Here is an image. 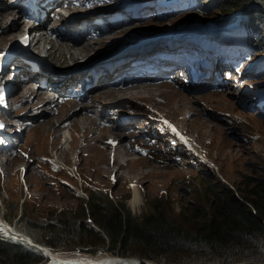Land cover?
I'll list each match as a JSON object with an SVG mask.
<instances>
[{
	"label": "rangeland",
	"instance_id": "1",
	"mask_svg": "<svg viewBox=\"0 0 264 264\" xmlns=\"http://www.w3.org/2000/svg\"><path fill=\"white\" fill-rule=\"evenodd\" d=\"M15 1L16 0H0V7L3 8L4 11L11 12V14L6 15L3 21H0V30L6 29L3 34L0 33V66L6 62L10 53L8 52L9 50L13 49V47L23 46L21 41H23L22 37L24 34L18 35L19 39L16 38L15 40L9 39L7 35L18 29L20 24L21 26L24 23L27 26L29 25L25 19L21 20L22 15L17 6L14 5ZM125 1H130L129 4L132 3L134 5L130 7L127 6L128 10L132 11H130V17H120L118 14L121 13V15H124L122 9V11L118 10L116 13H113V17L117 19L121 18L123 21L128 19V23L134 20L135 25H138L135 28H127L122 34L111 38L106 37L114 32L113 29H123L124 27L119 28L118 26L106 32H103L101 28L98 27L97 33L92 36V38L89 35V38L83 37L82 41L88 39L87 42L89 43V40H97L99 36H103L107 41L103 45L100 44V47H96V49L93 48L94 50H92L89 55H86V59L80 63L86 64L89 61L93 62V60H97L104 56V53L108 50L115 48L116 50L112 54H117L121 51L137 52V55L133 56L136 57L135 60L139 59L140 66L149 65L151 62L156 63L155 59L159 54L157 49L146 51V47L145 50L141 49L138 51L136 49L128 50L119 48L126 44L130 45L135 35H141L142 38L140 40H142L150 38L151 35L157 36L158 34L164 37V35H169V32L181 33V37L183 36L182 34H190L196 37L191 38L190 36H183L184 38L180 41H175V44L168 45L165 41L161 43L162 48L172 50L176 53L175 56H177L175 60L166 64L167 69L174 68L173 73L171 72L169 74L172 78H169L166 74H162V79L172 81V85L175 86V91L181 90V92L184 93L188 92L187 94L194 96V98H200L192 100L189 103L191 109H184V111L174 109L175 107L173 108L170 106L169 102L166 104L162 102L159 103V100L155 98L133 99L135 103H132L131 99L130 104L122 103L121 100H115L113 103H109L99 98V110H103L104 105L114 104V108L112 109L113 117H104V119L101 120L104 124L100 128L103 129L105 135L107 134L106 136H108V133L109 136H118L119 134L118 140L119 143H121L120 147L122 145V150L124 149L123 147L128 150L129 156L132 158L130 161H126L123 156H116L115 150L111 151L110 149H108L106 155L103 156L101 154V148L104 146L101 145L103 142V138L101 139V137L96 138L94 146V149L96 148L101 154L100 158H94L93 156L81 153L79 154V147H76V149L74 148L72 153H68L71 158L73 157L72 160L69 161L58 158V155L52 150V147L56 145L59 146L61 141L63 142L67 138H69V141L66 145H69V142L72 140L71 136L68 135V137H65L59 133L60 140L56 141V136L54 134H47L49 131L41 128L40 130L39 127H36L38 122L45 119L44 116H40L36 112L41 110L39 106H42L41 102L43 103V101H40V99L35 100V98H32L33 95L31 98H27L25 104H21V106H24L19 109L21 110L20 113L15 115L16 119L10 121V126L7 128V131L10 132L11 136L7 137L8 141L3 144L0 139V205L2 207V214H4V218L9 224L14 226L21 224L37 233L36 235L29 233V235H26V237L36 244H42L41 242L44 240L45 233L40 226L35 227V225L49 222L57 223L60 219H69L71 222H77V220H79L80 222L82 220L80 218L82 205H84L87 198L90 197L91 191L96 189H101L103 192L105 191L109 193V195H113L116 202L121 199L127 200L130 210L140 217L154 211V209L158 207L159 210L165 211L178 226L191 229L193 225L201 224L194 216V207L203 205L207 210H210L209 206H207V201H209V198L214 194L209 190L208 182L212 181L216 186L222 185L223 187L225 186L231 189L235 194H241L240 189L244 188L246 180L251 179L255 182L264 180V147L259 143L260 138L264 142V107L260 105L261 99L264 97V69L259 73L254 68V66L258 65L255 63L258 58L264 57V48H255L253 51V58L247 57V55L241 57V46L234 38L235 33L240 29L241 25L246 22H251V24L255 23L253 22L254 15L251 14L259 11V8H262V5H260L261 1L253 0L246 10H244V8L238 10L239 14L243 15V17L239 18V22H237L236 17L239 16L234 15L233 21L228 22L227 28H230V30H227V28L219 29L222 26L212 23L215 19L223 18L224 20L232 13L228 10L229 7L216 4V1L218 2L219 0H199L202 1V7L199 5L193 6L190 4L192 1L187 0L181 7H178L179 9L177 11H173L171 14L169 13L170 5H167L164 2L165 0ZM139 1L142 2L139 4ZM112 8L114 7L110 5L91 8L90 10L78 8L72 11L66 10L64 14H60L59 16L58 14H53L57 16V19L51 15V22L49 24H53V22L57 21L59 22V26H61V23L68 22L69 19L72 18V15H77L80 17L79 20H82V27L79 26L81 31L86 33L89 32L90 34V31H87L88 28L83 22L87 20L96 24L92 16L101 13V16H104L106 23L110 27L114 19H112L113 17L107 18V16H111L113 11L110 10ZM148 8L153 11L147 12ZM133 9L142 13V19L141 17H138L139 19L132 17L134 12ZM247 16L251 18L247 19ZM16 21H19V25L13 26ZM149 21L150 23L146 25L145 23ZM112 25L114 26V23ZM196 28H205L204 33L198 35L193 30ZM49 30L51 32H48L47 36L49 37L48 40L51 42L47 44L48 48H51L54 43L57 44L58 41L67 40L60 35V32L57 31L55 26H49ZM69 31L74 32L73 29ZM98 32L101 33L97 35ZM72 34L75 35L76 33L74 32ZM135 38L137 39V37ZM211 43L217 48L220 43H226L227 46L229 44V50H231L234 55L228 57L234 60V64L230 62L231 59L228 58L225 67H223V69H228L226 74L227 76L229 75V77L224 74L222 69L221 72L218 71V75H214L216 81L209 82L208 85L204 86L203 90H197L195 87L191 89L190 85H188L190 73H196L200 70L196 64L195 58L197 57L199 59V55L204 57ZM30 48L34 49V51L36 50V53L38 52L36 48ZM15 52L22 51L21 49H16ZM42 52L45 53L46 50ZM45 57L47 61L43 63L46 64L48 68V59L49 63L50 60L51 64L53 63V68L57 69L64 68L66 70H72L77 65L73 63L71 66L61 67L51 56L47 57V55H45ZM79 58L83 57L80 56ZM240 58L242 61H238ZM15 61H10L7 64V68H11V66L15 64ZM143 61H145V63H143ZM20 64L24 66H22L19 73L13 77L12 81L13 85L20 83L15 93L18 92L22 83L24 84L31 81L30 77L25 79L26 77L23 72L28 69V67L24 61L16 63L15 73L17 69H20ZM194 66H196V69L193 70ZM79 67L81 66L79 65ZM262 68H264V65ZM188 69H192L193 72ZM46 70L50 71L49 69ZM8 73L5 79L11 81ZM117 73L118 75L115 74L114 78L121 79V74L119 72ZM36 74L42 77V83L45 85L44 87H46L44 89L47 94L54 91L52 88L54 89L56 82L49 83L48 81H44L47 79L46 76L39 73ZM87 74L88 72L83 73L84 76ZM142 75L145 76L142 78L136 77V80L132 79L133 81L131 80L127 84L104 82L93 89L90 94L96 96L103 88L112 87L114 85H131V83L143 82L144 80V82L151 83L159 80L153 75L142 73H136L134 76ZM244 76L250 78V80H252L251 82L258 86V91L256 95L241 101V103L236 100V110H234V108L232 110L216 108L214 106L217 103L216 100L206 101L212 98L220 99L221 96H217V94L228 93L231 88L235 89L236 93H239L237 95L238 98L242 95V99H244L245 95L241 92L240 86V79ZM56 77L58 76L54 74L53 78L57 81L58 78ZM91 80H93V77ZM242 81L244 82V80ZM2 82L0 84V103L3 100H8V97L5 98L3 94ZM35 83L37 86L38 83L34 82V84ZM216 84H219V89H209V87ZM6 85H10V83L7 82ZM5 87L6 86H4V88ZM163 89L165 90L166 88L164 87ZM66 93L61 89L58 90L60 96H67L65 95ZM202 95L204 96L202 97ZM46 96V94L42 95L44 100ZM158 96L161 98L164 97V95ZM13 102L14 100L12 98V107ZM89 104L91 103L85 102L83 106L88 107ZM159 108H163V110ZM1 111L2 110H0V118L6 120L7 117ZM82 113L86 114L83 110L78 112V115ZM162 114L167 115L170 119L172 118L182 128L183 132L186 133L188 143H184L174 133H170L168 127L169 136H166L167 143L163 142L162 135H167V129L166 127H163L165 130L162 129L160 121L155 119L156 116H161ZM88 116L92 115L88 114ZM57 123H59V121ZM210 124L211 126H209ZM153 125L155 128H152ZM156 127L159 136L153 133L151 134V130L157 132ZM76 134L78 133L76 132ZM18 136L21 137V139H19ZM193 138L198 139V146H195V143L191 144ZM13 142L16 143V148L13 149L10 147L9 149V146ZM109 142L110 139L107 138L105 143ZM81 144L82 140L80 141V145ZM224 144L226 146H224ZM120 147L118 150H120ZM178 148L179 151H176ZM232 149L238 150V157L233 155ZM134 155L136 157H134ZM142 159L145 161H138ZM103 160L107 163L102 162ZM74 163H76V165ZM114 163L116 166H114ZM121 163H136L137 168H126L123 167ZM91 218L90 216L87 217L85 222H89L90 227L94 228V230L100 229L98 226L95 228L93 224L96 225L97 223L92 224ZM18 229H20V227ZM5 235L16 236L11 233H5ZM78 244L89 246L91 243H88V241L82 242L79 239ZM100 249L97 255H114L106 249ZM55 251V255H60V257L62 255H77L78 253L86 256H97L79 250L71 251L70 248L64 247H58ZM129 253L131 255L124 257H137L139 260H150L145 256V251L139 245L132 246ZM100 257L101 256H99V258ZM199 257L205 258L206 256L203 255ZM180 260H191V258L180 256L169 258L165 261V264ZM153 262L155 263L156 261ZM156 263L158 264V262Z\"/></svg>",
	"mask_w": 264,
	"mask_h": 264
},
{
	"label": "trees",
	"instance_id": "2",
	"mask_svg": "<svg viewBox=\"0 0 264 264\" xmlns=\"http://www.w3.org/2000/svg\"><path fill=\"white\" fill-rule=\"evenodd\" d=\"M191 1L193 6L202 7V1ZM252 1L219 0L216 4L236 12L235 15L239 16H235L236 21L239 22L243 15L238 10H246ZM259 1L263 7L264 0ZM251 15H254L255 23L241 25L234 38L241 46L243 56L253 58L255 48H264V8ZM233 17L234 14L224 20L215 19L212 23L226 27ZM137 40L140 39L134 38L130 45L124 47L135 44ZM114 50L112 48L104 54ZM259 61L254 68L260 73L264 69V57ZM208 188L214 194L207 201L210 210L203 205L194 207V216L201 224H195L191 229L178 226L158 207L140 217L130 210L127 200L116 202L113 195L101 189L91 191L87 204L82 205L80 222L60 219L57 223H41L35 227L43 229V243L53 250L64 247L97 255L103 248L115 255L129 256L131 247L139 245L145 256L158 264L179 256L190 257L191 260L174 261L175 264H232L251 260L264 263V180H246L244 188L240 189L241 194H235L222 185L216 186L212 181L208 182ZM89 216L92 217L91 223H97L100 229L94 230L89 222H85ZM79 239L91 244H78ZM203 255L206 257H199ZM50 259L26 239L0 233V264H45Z\"/></svg>",
	"mask_w": 264,
	"mask_h": 264
},
{
	"label": "bare ground",
	"instance_id": "3",
	"mask_svg": "<svg viewBox=\"0 0 264 264\" xmlns=\"http://www.w3.org/2000/svg\"><path fill=\"white\" fill-rule=\"evenodd\" d=\"M21 1L22 0H16L14 2V5L18 7L21 4ZM129 7H130V5H129ZM114 9H115V7L112 8L110 11H114ZM118 10L122 11L121 9H118ZM130 11L131 10H123L122 11L123 14L125 15V18L130 17L129 16ZM149 11H153V10L148 8L147 12H149ZM20 13L22 15L21 20L25 19L26 18L25 14L22 11H20ZM8 14H11V12L10 11H4V9L0 7V21H3L4 18L6 17V15H8ZM233 14L235 15L236 12H232L230 15L232 16ZM108 17H109V15L107 16V18ZM132 17H134L135 19L140 18V17L136 18L135 16H133V14H132ZM79 18L80 17L77 15H72V18L69 19L68 22L61 23L62 24V25L60 24L61 26H59V22H57V21L53 22V24H49L51 22L49 15L47 16V19H46L47 21L45 24L38 23L36 20H34L33 24H30L28 26L25 25V23L22 24V26L20 24L19 28L13 32H10L7 35V37L11 40H15L16 38L19 37L18 35L24 34V36L22 37L23 41H21V39H20V41H21V43H23L24 45H27V46L13 47V49L9 50L8 52L15 53L16 49H21V51H25L26 49H28V48L30 49V47H33V48H36L38 50L37 56H35V57L37 59H40V61H42V62L47 61V59L44 57H41V56L47 55V57L51 56L52 59H55L54 61H56L57 64H60L61 67L71 66L73 63L75 65L77 64L76 67L77 66L79 67V65L83 66V64H81L80 62L83 61L84 59H86L85 56L89 55V53H91V51L94 50L93 48L96 49V47L101 46L100 44L103 45L104 43H106L107 39H105L103 36H99L97 40H91V41L89 40V43L87 42L88 39L85 41H82L83 37L89 38V32L86 33V32L81 31V28L79 27V21H80ZM141 19H142V17H141ZM111 22H112V20H111ZM83 23L88 29H92V28H94V30L99 29L97 27V25L94 24L92 21L90 22V21L85 20V22H83ZM149 23H150V21L148 23H145V24L147 25ZM47 24H49V25H47ZM112 24L109 27V29L117 28L118 26H119V28L120 27L121 28L124 27V28L123 29H113L114 32H112L109 36L107 35L108 37H106V38H111L113 36L120 35L124 32L125 29L135 28L138 25V24L135 25L134 20L130 21L129 23L128 22L126 23V20H124V21L122 20V22L117 26H113ZM126 24H128V25H126ZM14 25L15 26L19 25V21L18 22L16 21L15 24H13V26ZM124 25H126V26H124ZM49 26H55L57 31L60 32V35L65 37L67 40L66 41H60V42L58 41L57 44L52 43L53 46L51 48H48L47 44L51 42L48 40L49 37L47 36V34L49 32ZM223 28L226 29L227 26L223 27ZM72 29L74 30V32L76 34L78 33V36L73 35L72 34V33H74L73 31H69ZM204 29L205 28H196L193 30L198 35H201L204 33ZM227 29H230V28H227ZM5 31H6V29H1L0 33L3 34ZM26 34H27V37H25ZM180 34L177 32H169V35H164L165 43L168 45L169 44H175V41L182 40V38H184L183 36H190L191 38L196 37V36H193L190 34H188V35L182 34L183 36L181 37ZM158 36H159V34L157 36H153V38H156ZM135 37H137V38L139 37L138 39L142 38L141 35L140 36L135 35ZM17 41H19V40H17ZM143 41H145V40H137L138 43L143 42ZM119 49H128V47H124V45H123ZM43 50H46V52L45 53L42 52ZM114 51H111L110 53L104 54V55H111ZM34 52L36 53V50L33 51V54H34ZM136 53H133V51H131V52L121 51V52L117 53V55H119L121 57H125V58H130L133 55H137ZM80 56H82L83 58H79ZM221 56H223V54H221ZM198 57L200 59L202 57V55H199ZM231 62L234 64V60L231 59ZM143 63H145V62H143ZM48 64H49L50 74L48 76H46V78H47L49 83L56 82L54 89L52 88V90H54V91L49 92L47 94L46 90L44 89L46 87H44L45 85L42 83V77L40 75H37L36 73L34 74V73L29 72L28 74L31 78V81L26 82L24 84L22 83L18 92L14 96H12L11 98H13V100H14L13 106H15L16 111L19 110L20 108H22L23 106H21V104H25V100L27 98H31L32 95H33L32 98H35V100L40 99V101H43V103L41 102L42 106L41 105L39 106V108L41 107V110L36 111V112L38 115L44 116L45 119H42L41 122H38L36 124V127H39V129L41 128L43 130L49 131V132H47V134H50V133L54 134L56 136V141L60 140L59 133H61L65 137H68V135H70L72 138V140L69 142L70 146L66 145V143L69 141V138H67V139H65V141H63V142L61 141L59 146L56 145V146L52 147V150L56 152V154L58 155V158H60L62 160H69V161L72 160L73 157L71 158L68 155V153H72V151L74 150V148L76 149V147L80 148L79 154L81 153V154L90 155V156H93L94 158L95 157L100 158L101 154L103 156H105L107 150L110 149L111 151L115 150L116 156H118V157L123 156V158L126 161H128V160L130 161V159H132L129 156L130 154L128 153V150L125 147H123L124 149L122 150V145L120 147L121 143H119V140H118L119 134H118V136H116V135L109 136V133H108V136H106L107 134L105 135L103 129L100 128L104 124L101 121L104 119V117H108V118L113 117L112 109L114 108V106H113L114 104L113 105H104L103 106L104 111L99 110V105H100V99L99 98L106 100V102H109V103H113V101H115V100H121L122 103H126V104H130L131 99H132V103H135L133 99L136 100V99H153V98H155V99L159 100L158 101L159 103L162 102V103L166 104L167 102H169L170 106H172L173 108L175 107L174 109H179V110H183V111H184V109L190 110L191 107L189 106V103L194 99L200 98V97L194 98V96L188 95L187 94L188 92L184 93V92H181V90L175 91V86L172 85V83H173L172 81L162 79V80H158V81H153L156 84L153 82H151V83L144 82L145 81L144 80L143 82H137L134 84L131 83V85H118V86L114 85L112 87H106V88H103L96 96L95 95L92 96L90 94V92H92L91 90L90 91L84 90L82 93L75 94L74 96H72V97H77V98L81 97L80 99H73V98L70 99V98H66V96H60L58 94V90L61 89V90L67 91V88L72 86L68 82H66L64 80V78H69V80H71L73 74H71V72L69 70H66L64 68H61V69L53 68V63L51 64V60L49 63V59H48ZM129 66H130V64H127V65L123 66L122 68H118L114 73H112V75L108 76V79L105 77L104 74H102L99 82L93 86V89H95L96 87H98L99 85H101L104 82H108V83L113 82L116 84L128 83V82H130L129 80H131L134 77L142 78L145 76V75L134 76L133 73H131V74H129V77L127 78V76H125V75H128V73H129V71H128ZM131 68L135 69L134 66ZM117 72H119L121 74V75L119 74L122 77L121 79L114 78L115 74L118 75ZM54 74H56L58 76L57 81L55 80V78H53ZM24 76H26V75H24ZM34 82H37L38 85L36 86V83L34 84ZM199 83L202 84L203 81L200 82V80H199ZM164 87L166 88L165 90L163 89ZM200 87H202V86H200ZM195 88L197 89L199 87L196 86ZM21 90H22L23 94L25 95V97L19 96ZM66 91H64V93H66ZM242 92L244 94H246V92H244L243 90H242ZM44 94L47 95L46 96L47 98L45 97V100L42 97V95H44ZM238 94L239 93H236L235 89L231 88L228 91V93L217 94V96H221L220 99L212 98L211 100H206V101L216 100L217 103L214 105L216 108H220L223 110H232L234 108V110H236V107H235L236 100L239 103H241V101H243L242 95H240V97L238 98L237 97ZM155 95H157V96H155ZM158 95H164V97L162 96L163 98H161ZM211 95H213V94H211ZM203 96L204 95H202V97ZM196 97H197V95H196ZM78 100H81L82 102L78 101ZM86 100H88V101H86ZM85 102H90L91 104H89L88 107H85V106H83L85 104ZM78 105H80V106H78ZM139 105H137V106H139ZM107 108H111V109H107ZM159 109L163 110V108H159ZM83 110L86 112V114L82 113V114L78 115V112H81ZM88 114H91L92 116H88ZM198 116H199V113H198ZM155 119L160 121V124L162 125V126L161 125L160 126L162 127V129H164L163 127H166V129L168 127L170 130L171 128H173L174 126L177 125V123L172 118L170 119L165 114H162L161 116H156ZM58 121H59V123H57ZM203 124H204V122H203ZM209 126H211V124ZM152 128H155L154 125L152 126ZM156 129H157V127H156ZM169 130L168 129L166 130L167 135H164V134L162 135V140L164 143H167L166 136H169V133H168ZM76 132L78 134H76ZM152 133L159 136L158 129H157V132L155 130H151V134ZM114 134H115V132H114ZM97 137H101V139L103 138L102 139L103 142L101 145L104 147L101 148V154L98 152V150L96 148L94 149V146L96 143L95 140ZM107 138L110 139L109 143H105V140ZM101 139H99V140H101ZM81 140H82V144L80 145ZM192 140H193V142L191 144L197 143V141H198L197 138H193ZM259 143L261 144L262 147H264V142H263V140H261V138L259 140ZM195 146H198V145L195 144ZM224 146H226V145L224 144ZM119 147H120V150H118ZM232 150H233V155L235 157H238L239 156L238 150L237 149H232ZM176 151H179V148ZM134 157H136V156L134 155ZM138 161H145V160L142 159V160H138ZM102 162H106V161L103 160ZM76 163H74V164L76 165ZM121 165L123 167L130 168V169L137 168L136 163H133V164H131V163L122 164L121 163ZM114 166H116L115 163H114ZM16 226L18 228L20 227V229H18ZM16 226L9 224L8 221L4 218V214H2V207L0 205V231L1 232L11 233L14 235L16 233V236H19V237L20 236L26 237V235H29V234H32V235L37 234L24 225H21V224L18 225L17 224ZM94 226L96 228L97 225H94ZM26 238H28V237H26ZM41 243L42 244H40V243L39 244L42 246L45 245L43 242H41ZM34 244H36V243H34ZM51 251L54 254V258H51L45 264H157L156 262L154 263L153 261L148 260V259L147 260H139L138 258L124 257L121 255L119 256L118 254H116V256H115V254L114 255L104 254V255H97V256H86L84 254L78 253L77 255H67V256L62 255L60 257V255L59 256L55 255V253H54V252H56L55 250L51 249ZM99 256H101V257L99 258ZM243 264H249V263H243Z\"/></svg>",
	"mask_w": 264,
	"mask_h": 264
},
{
	"label": "water",
	"instance_id": "4",
	"mask_svg": "<svg viewBox=\"0 0 264 264\" xmlns=\"http://www.w3.org/2000/svg\"><path fill=\"white\" fill-rule=\"evenodd\" d=\"M219 29H223V27H221V28H219ZM259 60H262V57H260V58H258V60L255 62V63H260V61ZM21 234V233H20ZM15 235H16V233H15ZM28 239V241L31 243V245H33L34 247H37V248H40V249H42L43 250V252H45V253H47V255H49L51 258H54V254H53V252L51 251V248L49 247V246H47V245H38V244H34L33 243V241L31 240V239H29V238H27ZM243 263H249V264H261V263H258V262H255V261H235V262H233L232 264H243ZM262 264H264V263H262Z\"/></svg>",
	"mask_w": 264,
	"mask_h": 264
},
{
	"label": "clouds",
	"instance_id": "5",
	"mask_svg": "<svg viewBox=\"0 0 264 264\" xmlns=\"http://www.w3.org/2000/svg\"><path fill=\"white\" fill-rule=\"evenodd\" d=\"M262 8H264V6L262 7ZM228 30H230V29H228ZM244 81H249V82H251L252 80H250V78H248V77H246V76H244ZM93 225H95V224H93ZM2 234H4V232L2 233ZM253 261V260H252ZM256 262V261H255ZM259 263V262H258Z\"/></svg>",
	"mask_w": 264,
	"mask_h": 264
}]
</instances>
